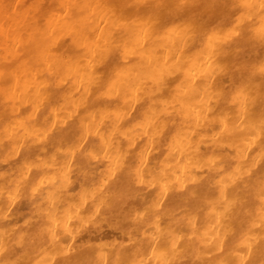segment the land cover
I'll return each mask as SVG.
<instances>
[{
    "label": "bare ground",
    "instance_id": "6f19581e",
    "mask_svg": "<svg viewBox=\"0 0 264 264\" xmlns=\"http://www.w3.org/2000/svg\"><path fill=\"white\" fill-rule=\"evenodd\" d=\"M261 3L0 0V261L264 264Z\"/></svg>",
    "mask_w": 264,
    "mask_h": 264
},
{
    "label": "snow or ice",
    "instance_id": "6c2138e0",
    "mask_svg": "<svg viewBox=\"0 0 264 264\" xmlns=\"http://www.w3.org/2000/svg\"><path fill=\"white\" fill-rule=\"evenodd\" d=\"M245 6L246 7H252V5H245ZM121 7L122 8H128V7H132V5L125 4V5H121ZM260 8L262 11H264V3H261ZM262 39H264V31H262ZM103 54L104 53L101 52L102 56H103ZM94 55H95V53H94ZM259 70L262 74H264V60L261 61ZM260 123H261V130H262V132H264V118L261 119ZM82 147H83L82 145L77 144L74 146H70L67 149H60V150L71 153L74 155L77 152V150L82 149ZM88 155L91 156L92 154L89 153ZM52 159L55 160V155H53ZM35 191H36V189L34 188L33 192H35ZM261 191L264 192V186H262ZM175 249H176V240L172 239V250H173V252L175 251ZM0 251H3V241L2 240H0ZM0 264H19V262L15 261V260L0 261ZM219 264H233V262L232 261H220Z\"/></svg>",
    "mask_w": 264,
    "mask_h": 264
}]
</instances>
